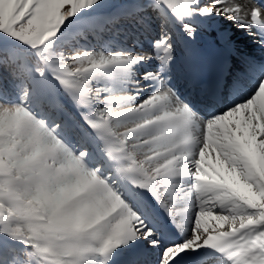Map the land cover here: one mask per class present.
I'll return each mask as SVG.
<instances>
[{
    "label": "snow or ice",
    "instance_id": "snow-or-ice-1",
    "mask_svg": "<svg viewBox=\"0 0 264 264\" xmlns=\"http://www.w3.org/2000/svg\"><path fill=\"white\" fill-rule=\"evenodd\" d=\"M97 2L0 0V36L26 45L35 60L29 67L0 55V70L22 87L19 103H0V233L31 249L10 261L0 254V264H88L97 256L107 264L130 241H143L156 264H198L208 247L229 264H264V78L247 99L202 120L160 77L171 59L162 33L153 42L160 72L144 74L156 82L155 91L136 104L139 92L101 97L107 90L92 87L94 78L147 56L53 49L67 23ZM151 6L180 22L196 11L264 29V3L257 0H154ZM183 28L193 35L189 23ZM48 76L87 110L80 112L82 123L43 90ZM87 129L110 175L89 166ZM187 178L192 183L185 186ZM117 180L155 200L186 231L184 238L158 236L117 190Z\"/></svg>",
    "mask_w": 264,
    "mask_h": 264
},
{
    "label": "rangeland",
    "instance_id": "rangeland-1",
    "mask_svg": "<svg viewBox=\"0 0 264 264\" xmlns=\"http://www.w3.org/2000/svg\"><path fill=\"white\" fill-rule=\"evenodd\" d=\"M261 1L264 2V0ZM153 2L154 0H98L96 5L80 16L87 21V26L85 28L76 31L77 34L75 35H69L70 31H73V29H75L77 26L76 18H73L72 22L67 23L66 27L63 29V33L65 31L69 37L64 39L63 42L58 47H56L59 51L68 53L75 51H99L105 55L131 53L135 55L143 54L147 56V59L133 64L128 69L117 72L110 77L94 78L96 82H90L92 87L107 90L101 92V97L108 95H132L136 92H139L140 94L132 101L133 104H136L139 103L144 97L151 95L155 91L157 85L155 81L145 80L144 74L149 72H160L161 68V61L156 59V52L153 47V42L158 40L162 33L167 34L169 37V43L171 45V53L175 55V52L180 48L178 34L180 32H185L183 23H189L192 27V30H200L203 26H205V20H203L205 15H200L198 12L194 11L191 16L184 17L183 21L180 22L177 21L176 18L163 7L153 9L151 6ZM207 2L208 0H200L201 5ZM257 2L259 3L258 0ZM98 12L101 13V18L103 20H97L94 25L90 23L91 20L89 19H92L94 16L99 18ZM207 16L211 17L217 15L209 14ZM219 16L221 18L224 17V21L229 24V27L233 32L232 35L234 37V45L239 48V51L236 50V52L231 53L232 71L230 73L229 83L226 86V92L224 93L222 99V102H224L226 107L222 106L221 104L219 105V110L220 107L226 110L228 107L247 99L254 90L259 79L264 78V75L262 71L258 70V68L255 70V68L252 69L250 67L253 71H247L244 67L246 66V63L252 64L256 61L255 55L252 54L251 49L249 48V44L247 43L248 41L245 40V38H247L246 34L249 33V30L240 28L235 21L227 18L226 16ZM74 41V44L72 43L69 45V43ZM0 42H14L21 47L27 48L26 45H21L17 41L10 40L3 36H0ZM63 46H65V48ZM238 57H241V62L244 61L246 63H242V65H240L238 63L240 62ZM160 77L167 81L168 87H171L172 83H175L180 78L179 72L171 63H167L165 70L160 72ZM232 78L233 80L241 81L242 85L238 88L237 92L232 94L228 92L229 96H227V87L231 84V82H233ZM46 79H48L49 85L46 87L41 85L43 90L45 92L55 94L61 100L65 111L72 117V119L82 123L81 118L79 117L80 112L87 110L83 108L78 109L69 94L64 91L58 82H56L50 76L46 77ZM0 80L7 84L6 88H1L2 97L0 98V103L6 105L19 103L20 96L22 95V87L19 86V78L11 76L7 70H0ZM185 100L186 99L183 98L181 101L184 102ZM203 102L205 101H199L197 106L205 108L206 110H204L206 113L203 116H199L207 119L209 116H213L215 114V109H210L207 111L210 105H206ZM97 106L98 105H93V108ZM29 107L31 108L32 105L29 104ZM195 109L197 110L198 107ZM72 139L73 142H75L76 137H73ZM86 146L91 152L89 166L101 168L102 162L104 161L103 154L100 152V156L98 157L92 153L94 150L93 147L98 149L99 141L96 140L95 143H92V146L89 145L87 141ZM101 170L103 175H110V170L106 165L102 167ZM191 183V178H187L183 181L185 186H188ZM115 187L117 190L123 193L122 180H117ZM163 212L166 213L164 209ZM141 215L149 224L152 220L154 223L158 224L157 226L150 225L157 230L158 236L163 233L164 237L166 238L168 235L172 236V233L167 230L163 224L160 225V222H158V220L154 218L150 212L147 211L145 214ZM208 223L211 228L215 226L216 222L209 220ZM160 226L163 228L164 232ZM188 226L190 227V222ZM178 229L184 238L186 231H181L179 227ZM0 234V238L3 237L4 241L9 243L8 246H5L2 242H0V254L3 255L6 261L7 258L5 253L10 248L15 250L17 256H22L25 251L31 250L26 248L22 242L18 240L7 239L5 235L2 233ZM209 234L214 235V233L211 231ZM165 242H167V240ZM137 243H139V245L144 248L143 251H146V253L142 256V258H138L136 261L130 260L129 264H156V253L149 250L143 241L126 242L125 245H121L116 250L118 253L120 252L121 255L129 257L131 256V253L134 249L133 246H135ZM208 248H203L202 251H212L213 249ZM201 257L203 258L202 260H204L203 262H207L206 264H229L220 255L214 258H206L205 252H203ZM129 258L131 259V257ZM102 259V257L97 256L91 259L88 264H100ZM199 261H201L200 257Z\"/></svg>",
    "mask_w": 264,
    "mask_h": 264
},
{
    "label": "bare ground",
    "instance_id": "bare-ground-1",
    "mask_svg": "<svg viewBox=\"0 0 264 264\" xmlns=\"http://www.w3.org/2000/svg\"><path fill=\"white\" fill-rule=\"evenodd\" d=\"M258 1L259 3H264L261 0ZM203 20H205L204 23L205 26H203L200 30H193V35L191 37H189L186 34V31L180 32L178 34L180 40V45H179L180 48L175 52V55L171 53V59L168 60L167 62L173 64V66L179 72V76H180V78L178 77L179 80L176 81L175 83H172L170 88L175 92L176 96L180 100H182L183 98L186 99L184 102L183 101L182 102L186 104L197 116L199 115L203 116L206 113L205 112L206 109L201 106H197V103L203 100L201 95L202 94L201 89L199 88V86L189 81L188 77H186V74H188L189 72L188 65H189V57L191 55L189 51L190 43L196 41L203 47L209 48L218 54H222L225 51H230V50L232 52H236V50L239 51V48H237L234 45L235 42H234V37L232 35L233 32L230 29L229 24L224 21V17L221 18L219 15L211 16V17L205 15L203 17ZM247 30H249V33L246 34L247 38H245V40L248 41L247 43L249 44V48L251 49L252 54L255 55L256 61L253 62L252 64L246 63V66L244 67L247 71L251 70V68L252 69L255 68V70L256 68H258V70L262 71L264 75V29H261L260 27L257 26H251L250 28H247ZM241 85H242L241 81L235 80L234 84L229 87L228 92L231 94L237 92L238 88ZM203 103L209 105L207 101ZM196 107H198L197 110L195 109ZM219 111L218 112L216 111L214 115L223 112L224 109L220 107ZM200 118L202 120L208 119L204 117H200ZM88 141H90V139ZM122 186L127 189H130L131 187L126 180H122ZM140 200H142V196L138 191V195L132 196V201L139 202ZM164 227L167 230H169L166 226ZM179 235L182 236L180 232ZM167 238L173 239V237L169 235L167 236ZM133 247L134 249L132 251V255L137 250L142 249V246L139 245V243L135 244V246ZM208 249H210V247ZM202 253L203 251L201 250V254ZM121 258L122 256H120L118 251L116 250L110 253V256L107 260V264H114L115 262L118 263L121 260ZM200 258L202 259L201 256Z\"/></svg>",
    "mask_w": 264,
    "mask_h": 264
},
{
    "label": "trees",
    "instance_id": "trees-1",
    "mask_svg": "<svg viewBox=\"0 0 264 264\" xmlns=\"http://www.w3.org/2000/svg\"><path fill=\"white\" fill-rule=\"evenodd\" d=\"M98 15H99V18L96 16H94L92 19L90 18L89 19L91 20L90 23L94 24L97 20H101L102 19L101 13L98 12ZM76 23H77L76 28L73 29V31H70L69 35H75L77 34L76 31H78L79 29L85 28L87 26V21L81 17L79 19H76ZM69 35L65 33V31L63 33V30H62V32L58 34V37L53 41V49L57 50L56 47H58L63 42L64 39L68 38ZM72 43L74 44L75 41L69 43V45H71ZM63 47L65 48V46ZM0 55H6L12 62L16 64L25 63L29 67L33 66L35 63L31 50L28 48L21 47L14 42H0ZM45 81L46 82L43 84L44 87L49 85L48 79H46V77H45ZM91 82H96V80L93 79ZM19 86L21 87L20 84ZM1 97H2V90L0 88V98ZM7 239L9 238L7 237ZM0 242H2L5 246L9 245L7 241H4L3 237L0 238ZM13 256H17V255L15 253V250L10 248L8 250L7 261L11 260Z\"/></svg>",
    "mask_w": 264,
    "mask_h": 264
}]
</instances>
